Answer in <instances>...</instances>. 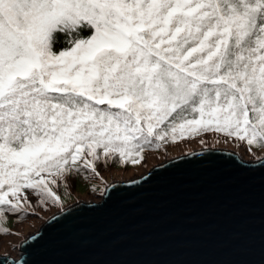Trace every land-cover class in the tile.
Returning <instances> with one entry per match:
<instances>
[{
	"label": "snow or ice",
	"instance_id": "obj_1",
	"mask_svg": "<svg viewBox=\"0 0 264 264\" xmlns=\"http://www.w3.org/2000/svg\"><path fill=\"white\" fill-rule=\"evenodd\" d=\"M205 134L264 150V0H0V225Z\"/></svg>",
	"mask_w": 264,
	"mask_h": 264
},
{
	"label": "water",
	"instance_id": "obj_2",
	"mask_svg": "<svg viewBox=\"0 0 264 264\" xmlns=\"http://www.w3.org/2000/svg\"><path fill=\"white\" fill-rule=\"evenodd\" d=\"M134 179L47 218L0 264H264L258 160L204 149Z\"/></svg>",
	"mask_w": 264,
	"mask_h": 264
},
{
	"label": "rangeland",
	"instance_id": "obj_3",
	"mask_svg": "<svg viewBox=\"0 0 264 264\" xmlns=\"http://www.w3.org/2000/svg\"><path fill=\"white\" fill-rule=\"evenodd\" d=\"M224 150L231 151L240 159L245 161H256L258 157L264 156V150L253 149L245 153L244 149L238 142L225 143L222 138L217 142L215 134H205L201 138H194L185 141H180L178 144H163L155 151L146 153L147 159L143 167L132 165L127 166L128 170H124V165L108 166L101 168V176L99 178L85 180L81 177L77 180L71 189L60 188L59 193L68 207L79 202L93 203L98 202L103 195L104 189L110 183L117 181H129L146 174L153 166L163 163L165 160L174 158L180 155H185L191 151L200 149ZM31 209L26 208L25 213L30 214ZM59 210L56 206L48 208L44 206V210L40 211L39 207L36 211V216L20 215L17 218L7 219L0 227L6 228L12 235L0 236V255L8 254L15 258L18 253V245L25 237H29L36 232L43 224L44 220L54 215ZM18 257V256H17ZM17 259V258H16Z\"/></svg>",
	"mask_w": 264,
	"mask_h": 264
},
{
	"label": "trees",
	"instance_id": "obj_4",
	"mask_svg": "<svg viewBox=\"0 0 264 264\" xmlns=\"http://www.w3.org/2000/svg\"><path fill=\"white\" fill-rule=\"evenodd\" d=\"M158 148H152L150 151H155V150H157ZM117 165H119V164H116V165H114V166H117ZM128 166H130V165H128Z\"/></svg>",
	"mask_w": 264,
	"mask_h": 264
},
{
	"label": "bare ground",
	"instance_id": "obj_5",
	"mask_svg": "<svg viewBox=\"0 0 264 264\" xmlns=\"http://www.w3.org/2000/svg\"><path fill=\"white\" fill-rule=\"evenodd\" d=\"M231 152V151H230ZM231 153H233V152H231ZM234 154V153H233ZM234 155H236V154H234ZM237 156V155H236ZM257 161V160H256Z\"/></svg>",
	"mask_w": 264,
	"mask_h": 264
}]
</instances>
